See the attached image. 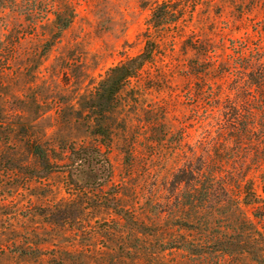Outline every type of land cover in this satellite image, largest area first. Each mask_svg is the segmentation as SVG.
<instances>
[{"label": "rangeland", "instance_id": "1", "mask_svg": "<svg viewBox=\"0 0 264 264\" xmlns=\"http://www.w3.org/2000/svg\"><path fill=\"white\" fill-rule=\"evenodd\" d=\"M69 1L75 17L48 49L43 43L49 21L34 32L26 19L0 13V264L106 261L99 258L105 246L128 239L118 232L105 235L102 222L115 217L106 202L151 220L154 200L171 195L170 144H156L143 123L161 112L174 129L190 132L193 145L203 136L213 142L216 126L200 123L202 108L190 104L193 89L232 87L241 47L264 56V0H181L189 5L183 20L163 30L154 62L118 95V109L110 112L112 142L101 147L102 157L95 153L100 138L92 133L100 110L96 87L109 67L142 49L150 8L159 0ZM31 137L48 148L49 165L29 153L25 140ZM247 210L260 214L264 203ZM251 217L264 232V211ZM155 260L233 262L175 251Z\"/></svg>", "mask_w": 264, "mask_h": 264}, {"label": "trees", "instance_id": "2", "mask_svg": "<svg viewBox=\"0 0 264 264\" xmlns=\"http://www.w3.org/2000/svg\"><path fill=\"white\" fill-rule=\"evenodd\" d=\"M180 1L154 2L142 49L109 67L99 80L95 98L100 110L92 122V133L100 138L96 155L104 157L101 147L112 142L110 112L118 109V95L139 78L145 65L154 62L165 41L163 30L178 25L188 12L189 5ZM6 10L26 19L34 32L49 21V35L43 43L47 49L75 17L69 0H0V13ZM235 57L241 60L240 72L232 87L212 89L196 84L191 93L190 104L202 108L197 110L200 123L216 126L218 137L213 142L203 136L193 145L190 132L174 129L161 112L143 123L153 130L156 144H170L171 195L154 200L157 207L151 220L134 208L108 200L106 206L115 217L102 222L105 235L118 232L128 239L105 246L99 258L107 260L91 264H159L155 258H165L173 251L186 258H231L232 264H247L244 259L248 258L249 264H264V232L251 217L262 216L264 210L251 215L247 210L264 203L255 186L258 182L264 192V56L261 52L250 55L241 47ZM209 132L205 128L204 134ZM25 145L38 163L50 164L43 142L31 137ZM68 150L73 153L76 148L70 145ZM103 159L108 165V159Z\"/></svg>", "mask_w": 264, "mask_h": 264}]
</instances>
